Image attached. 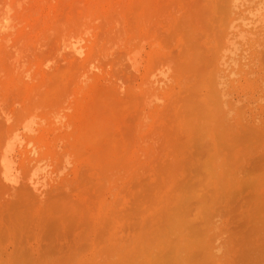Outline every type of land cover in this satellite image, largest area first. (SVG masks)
Here are the masks:
<instances>
[{"label":"rangeland","instance_id":"374dc122","mask_svg":"<svg viewBox=\"0 0 264 264\" xmlns=\"http://www.w3.org/2000/svg\"><path fill=\"white\" fill-rule=\"evenodd\" d=\"M222 6L18 1L0 144L33 131L0 179V264H264V49L223 58Z\"/></svg>","mask_w":264,"mask_h":264},{"label":"bare ground","instance_id":"6f19581e","mask_svg":"<svg viewBox=\"0 0 264 264\" xmlns=\"http://www.w3.org/2000/svg\"><path fill=\"white\" fill-rule=\"evenodd\" d=\"M19 0H14L12 2L9 3H5L2 7H0V34L3 35H13L12 33H14V26L12 25V22L15 18V6L17 5ZM151 1V0H150ZM220 2L223 4V10L222 13L224 17H222L220 24H219V37L218 38V42H217V48L216 50L222 54L223 58H229L230 60H233L234 58H236L237 56H242V54H245L249 49L254 48V49H264V38L260 37V38H253L251 37L252 35L258 33L260 30H264V0H220ZM78 4V3H77ZM80 4V3H79ZM221 6V5H220ZM78 7V6H77ZM217 10V9H216ZM220 13V12H219ZM76 32V31H75ZM62 33V32H61ZM68 36V35H67ZM71 36V35H70ZM215 36V35H214ZM64 37V35H63ZM252 38V40L250 41V39L248 38ZM23 38V37H22ZM70 38V37H69ZM4 41H7V37L4 38ZM64 39V38H63ZM63 39H59V40H63ZM249 40V41H248ZM66 41V40H65ZM64 41V42H65ZM9 42V41H7ZM63 42V41H62ZM253 42V43H251ZM19 43V42H17ZM15 45H18V44ZM6 44V43H5ZM63 45H59V47L61 46V48H59L60 50L64 51L63 54L65 55H70V56H77V57H81L82 55V50L80 48V46L77 45H67L65 43H62ZM116 44V43H114ZM15 45L11 44L10 49L12 51V53L6 52V56L7 58H10L11 54V58H12V54H13V50L15 52ZM7 46V45H6ZM36 46V45H35ZM34 46V47H35ZM107 46V45H106ZM41 47V46H40ZM2 48V46H1ZM17 48V47H16ZM97 48V47H96ZM5 49V48H4ZM219 49V50H218ZM20 50V48H19ZM23 50V49H22ZM67 50V51H66ZM7 51V50H6ZM34 51V50H33ZM61 51V53H62ZM66 51V53H65ZM216 51V53H217ZM5 52V51H4ZM18 52V51H17ZM8 53V54H7ZM94 53V52H93ZM211 54V53H210ZM17 55V54H16ZM33 55V54H32ZM125 55V54H124ZM217 55V54H216ZM9 56V57H8ZM59 56V53H58ZM97 56V55H96ZM105 56V55H104ZM123 56V54H122ZM15 57V56H13ZM17 57H19V55H17ZM16 58V61H20V57ZM118 57V56H117ZM14 58V59H15ZM214 58V57H213ZM222 58V57H221ZM22 59V58H21ZM24 60V59H23ZM212 60V58H211ZM209 60V63L211 64L212 61ZM222 60V59H221ZM225 60V59H224ZM14 61V60H13ZM12 61V63H14ZM123 61H127L129 63V65H131L133 68H135V62L134 60L130 57V55L127 53L125 56H123ZM211 61V62H210ZM23 62V61H22ZM98 62V61H97ZM19 63V62H18ZM72 63V62H71ZM87 63V62H86ZM223 63V62H222ZM25 64V63H24ZM78 64V63H77ZM85 64V63H84ZM100 64V63H99ZM125 64V63H124ZM225 65V63H223ZM8 65V64H7ZM14 65H19V64H15ZM95 66V65H94ZM19 67V66H18ZM17 67V68H18ZM78 67V66H77ZM123 67V65H122ZM21 69V68H20ZM50 69V68H49ZM19 70V69H18ZM30 70V69H28ZM130 70V69H129ZM17 71V70H16ZM132 71V70H131ZM88 72V71H87ZM213 72V70H212ZM233 71H231V74ZM1 73V72H0ZM15 73V72H14ZM23 74V72H21ZM27 73V72H26ZM19 74V73H18ZM25 74V73H24ZM212 74V73H211ZM235 74V73H234ZM75 75V74H74ZM7 76V75H6ZM27 76V75H26ZM29 76V75H28ZM214 76V75H213ZM152 77V76H151ZM156 77H152L149 78V80L144 82L145 85L149 84V89H150V85L153 86V84L155 83H161L160 80L158 79L159 82H157V80L155 79ZM33 79V78H32ZM73 80V79H72ZM164 82V81H163ZM171 82V81H170ZM84 83V82H83ZM72 84V83H71ZM214 84V83H213ZM219 84V83H218ZM218 84L216 85V87L218 86ZM142 85V84H141ZM221 85V84H220ZM84 86V84H83ZM151 86V87H152ZM155 86V85H154ZM153 86V87H154ZM159 86V84H157V87ZM24 87V86H23ZM21 88V87H20ZM15 89V88H14ZM151 90V89H150ZM24 91V90H23ZM21 92V91H20ZM35 94V93H34ZM41 94V93H40ZM69 94V93H68ZM153 94V93H152ZM37 95V94H36ZM45 95V94H44ZM143 95V94H142ZM70 96V94H69ZM141 97V96H140ZM221 97V96H220ZM219 97V98H220ZM37 98V97H36ZM32 99V98H31ZM67 99V98H66ZM100 100V99H99ZM153 100V99H152ZM44 101V100H43ZM225 101V100H224ZM141 102V101H140ZM25 103V102H24ZM27 103V102H26ZM25 103V105H26ZM65 104V102H63ZM146 103V102H145ZM148 103V102H147ZM146 103V104H147ZM33 104V103H32ZM35 104V103H34ZM103 104V103H102ZM231 104V102H230ZM28 105V104H27ZM30 105V104H29ZM49 105V104H47ZM46 105V106H47ZM57 106V105H56ZM219 106V105H218ZM216 107V105H215ZM222 107V106H221ZM18 109V108H17ZM40 109V108H38ZM34 111V110H33ZM16 112V111H15ZM55 112V111H54ZM33 113V112H32ZM90 113V112H89ZM1 114V113H0ZM16 115V114H15ZM142 115V114H141ZM24 116V115H23ZM1 117V116H0ZM18 119V118H17ZM21 119V117H20ZM6 121V120H5ZM8 121V119H7ZM18 121V120H17ZM23 122V121H22ZM4 124V123H3ZM2 124V125H3ZM4 128V127H3ZM4 130V129H3ZM13 130V129H12ZM23 130H25V132L23 131L24 135H22L21 133H18L16 131L15 134L10 133L9 135L13 134V136L6 142L5 140L2 141V143L0 144V146H3V148L0 147V149H2V151L0 152V172H1V176L0 179L2 178L3 182H5L6 184H10V185H14L17 184V179L18 178V174L19 172H17L18 170L15 169V161H14V156L16 155V152L20 151V148L22 147L23 143H24V136L25 135H30L31 132L33 131V129L31 128V124L29 123H25V125L23 126ZM9 132V131H8ZM3 133V132H2ZM5 135V134H4ZM5 137V136H4ZM3 137V139H5ZM7 140V138H6ZM5 144H4V143ZM4 144V145H3ZM32 144V143H31ZM27 146L30 145V142L26 143ZM34 149V148H33ZM31 149V150H33ZM31 150H29L30 154H31ZM78 150V149H77ZM22 153V150H21ZM36 153V151H35ZM24 154V153H23ZM34 154V153H33ZM63 158V157H62ZM45 168V167H43ZM32 169V167H31ZM89 169V168H88ZM34 170V169H33ZM85 170V169H84ZM81 171V170H79ZM103 171V170H102ZM45 173V172H44ZM39 171L35 170L32 172L31 177H29V182L28 183L33 189L34 191H39L40 190V178L38 177ZM26 177V175H23L22 177ZM78 177V176H77ZM83 177V176H81ZM79 179V178H78ZM22 180V179H21ZM23 181V180H22ZM20 182V181H19ZM43 182V181H42ZM21 185V184H20ZM19 185V186H20ZM1 186V185H0ZM3 186V184H2ZM5 186V185H4ZM29 186V187H30ZM64 186V185H63ZM9 187V186H7ZM5 187V188H7ZM15 187V186H14ZM26 187V186H25ZM24 187V188H25ZM40 187V188H39ZM27 188V187H26ZM39 188V190H37ZM11 189V188H10ZM31 188H29L30 190ZM14 190V189H13ZM28 190V189H27ZM52 190V189H51ZM32 191V190H31ZM30 191V193H31ZM54 191V190H53ZM51 192V191H50ZM5 193V192H4ZM39 193V192H37ZM33 194V192L31 193ZM48 194V193H47ZM88 194V193H87ZM34 195V194H33ZM16 196V195H15ZM36 196V194H35ZM40 196V195H39ZM52 196V195H51ZM49 197V196H48ZM22 198V197H20ZM35 198V197H34ZM56 198V197H54ZM48 199V198H47ZM25 200V199H24ZM49 200V199H48ZM18 201V200H17ZM33 205V204H32ZM58 206V205H57ZM67 207V206H66ZM60 210V209H59ZM62 212V211H61ZM215 227V226H214ZM207 229V228H206ZM197 234V233H196ZM200 235V234H199ZM195 236V235H194ZM197 240V239H196ZM203 245V244H202ZM207 247V246H206ZM209 249V248H208ZM207 249V250H208ZM218 249L220 251V248L218 247L217 249H214V252L216 250L215 253H218ZM212 251V250H211ZM206 252V251H205ZM204 252V253H205ZM206 254V253H205ZM208 254V252H207ZM212 253H210L211 255ZM209 255V256H210ZM208 256V258H209ZM204 257V256H203ZM211 257V256H210ZM193 258V257H192ZM205 259V258H204ZM29 260V259H28ZM70 260V259H69ZM48 261V260H47ZM72 261V260H71ZM16 262V261H15ZM51 262V261H50ZM103 262V261H102ZM74 263V262H73ZM214 263V262H213ZM28 264V263H27ZM32 264V263H31ZM60 264V263H59ZM198 264V263H197Z\"/></svg>","mask_w":264,"mask_h":264}]
</instances>
